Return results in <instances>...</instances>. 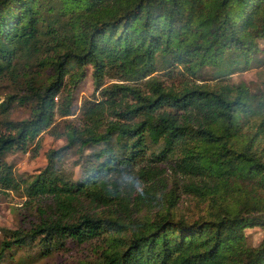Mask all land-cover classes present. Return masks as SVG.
Wrapping results in <instances>:
<instances>
[{"label": "trees", "instance_id": "obj_1", "mask_svg": "<svg viewBox=\"0 0 264 264\" xmlns=\"http://www.w3.org/2000/svg\"><path fill=\"white\" fill-rule=\"evenodd\" d=\"M259 40L264 0H0V80L13 88L0 102V189L49 199L29 228L6 231L0 263L11 245L72 240L95 248L78 264H264V238L254 247L245 235L264 228V89L230 78L250 67ZM86 66L97 87L117 81L65 123L40 172L17 176L5 155L39 149L56 115L72 114L55 97ZM15 105L28 117L10 119ZM90 146L99 148L83 155ZM72 148L78 181L58 168Z\"/></svg>", "mask_w": 264, "mask_h": 264}, {"label": "rangeland", "instance_id": "obj_2", "mask_svg": "<svg viewBox=\"0 0 264 264\" xmlns=\"http://www.w3.org/2000/svg\"><path fill=\"white\" fill-rule=\"evenodd\" d=\"M259 52L254 55L250 67L245 70L237 71L231 75V80L234 83L243 82L249 90L254 92L264 89V40H259ZM75 67V66H74ZM70 65V68H74ZM92 68L86 66L84 76L78 80L70 81L66 79L63 91L58 93L55 101L60 104L62 99L70 101L71 115L61 117L56 115L54 127L51 126L41 133L39 137L40 148L35 149L36 142L30 143L26 151L17 150L7 153L4 160L12 165L13 170L17 176L33 177L40 172L46 165L45 154L49 149H56L64 144L62 137L59 134L63 131L65 123L69 122L77 124L79 122V114L82 104L85 100H94L99 98V90L103 86L117 81L106 75L103 79L102 86L97 87L94 84L92 75ZM203 78L210 75V69L204 72ZM155 76L165 82V84L176 81L174 76L167 73L165 69H159L155 72ZM12 78V77H11ZM12 79L4 78L0 80V102L3 100L5 94H10L13 91ZM29 107L15 105L10 112V119L19 120L28 117ZM99 147L90 146L82 149V154H91L98 150ZM76 149L72 148L64 153L63 159L58 168L60 172L69 180L78 181L82 178L84 171L83 157ZM169 161L158 162L161 171L156 185L161 190L169 179ZM158 175V174H156ZM28 177V179L30 178ZM49 204V199L42 197H28L23 190L7 191L0 189V243L5 238L7 230H14L18 228L27 229L32 224L37 222L41 216L40 211L46 209ZM189 202L181 205L182 209L187 212ZM94 209V208H89ZM103 207H95L94 211H100ZM147 207L140 209L134 213V216H142L152 210ZM91 210V211H92ZM247 243L250 246H257L264 238V228L254 227L245 229ZM96 252L92 243L85 242L79 244L75 241L68 240L66 244L59 246H52L43 248L41 246L32 244L11 245L5 252L0 264H78L81 261L92 260L95 258Z\"/></svg>", "mask_w": 264, "mask_h": 264}]
</instances>
